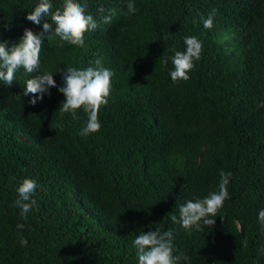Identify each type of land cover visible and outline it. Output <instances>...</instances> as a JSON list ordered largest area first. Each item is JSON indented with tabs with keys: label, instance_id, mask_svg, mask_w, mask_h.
Listing matches in <instances>:
<instances>
[{
	"label": "trees",
	"instance_id": "16d2710c",
	"mask_svg": "<svg viewBox=\"0 0 264 264\" xmlns=\"http://www.w3.org/2000/svg\"><path fill=\"white\" fill-rule=\"evenodd\" d=\"M39 2L0 0V42L40 35V71L58 86L32 105L24 89L35 74L0 81V264H139L134 239L155 229L172 231L174 255L189 257L180 264H264V0H134V15L129 0H78L97 22L83 47L54 24L44 32L50 16L26 19ZM50 2L62 10L64 0ZM187 36L202 56L173 83ZM97 59L114 74L111 94L100 131L81 136L88 114L59 111L58 88L67 66ZM221 170L232 173L224 219L185 229L180 206L218 191ZM25 178L38 185L26 218L15 204Z\"/></svg>",
	"mask_w": 264,
	"mask_h": 264
},
{
	"label": "clouds",
	"instance_id": "9594fccd",
	"mask_svg": "<svg viewBox=\"0 0 264 264\" xmlns=\"http://www.w3.org/2000/svg\"><path fill=\"white\" fill-rule=\"evenodd\" d=\"M87 7V3H80L78 0H64L62 10L57 9L53 12V4L50 0H40L34 10L28 13L26 19L39 25L41 21H44V17L50 16L52 23L43 22L44 32L52 31L54 24V33L63 41L83 47L85 33L97 28V22L93 16L86 12ZM99 11L103 12V7ZM136 11L134 0H129L126 14L134 15ZM201 19L205 28L213 27L212 16L207 19L201 17ZM104 21L110 23L111 16H105ZM184 43L186 51H175L171 58L174 65V70L170 72L173 83L189 80V73L195 68V61H199L202 56L203 44L197 37L187 36L184 38ZM41 44V36L31 29H25L23 37L11 47L8 41L0 42V81L11 85L20 68L28 74H35L26 80L24 89V95L32 94L33 98L28 101L32 105L37 103V96L43 100L45 93L50 94V88L58 87L52 72L40 71ZM167 64L168 60L165 59V67ZM113 75L111 70L103 67L100 59L95 61V67L78 69L67 66L63 71L64 86L59 87L58 91L63 93L66 99L62 101L59 111L70 113L74 119H79L77 111L81 108L88 114L86 127L80 132L81 136L100 131L99 112L102 106L109 103L108 97L111 94ZM219 175L218 191L211 192L202 199L188 200L180 206V223L185 229L193 227L201 231L205 227L212 229L216 223L215 217L220 216L224 219L219 213L224 202L229 199L227 186L232 173L221 170ZM37 188L38 185L34 179L25 178L16 189L19 199L15 201V204L22 210L21 214L25 218L36 205L32 196ZM258 219L264 225V210L259 212ZM171 220L176 222L177 217L173 215ZM23 227V224L17 225L18 229H23ZM20 244L26 247L27 240L21 237ZM134 246L137 249L139 264H180L182 259L189 260L184 253L174 255L175 246L171 230L143 231L134 239ZM261 250L264 251V248Z\"/></svg>",
	"mask_w": 264,
	"mask_h": 264
}]
</instances>
